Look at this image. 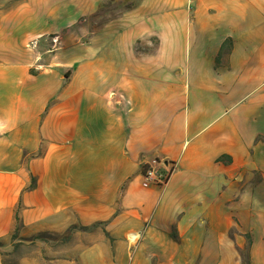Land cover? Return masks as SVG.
I'll return each instance as SVG.
<instances>
[{
  "label": "crops",
  "instance_id": "0c3cea01",
  "mask_svg": "<svg viewBox=\"0 0 264 264\" xmlns=\"http://www.w3.org/2000/svg\"><path fill=\"white\" fill-rule=\"evenodd\" d=\"M130 2L0 0V241L77 225L18 264H264V0Z\"/></svg>",
  "mask_w": 264,
  "mask_h": 264
},
{
  "label": "rangeland",
  "instance_id": "374dc122",
  "mask_svg": "<svg viewBox=\"0 0 264 264\" xmlns=\"http://www.w3.org/2000/svg\"><path fill=\"white\" fill-rule=\"evenodd\" d=\"M132 3L133 0H131ZM130 2V3H131ZM131 3V4H132ZM96 226L92 228L95 233ZM87 229L80 226H72L64 233H39L34 235L22 236V229L14 232L8 239L0 241V264H18V260L23 255L30 256L33 252H52L58 253L60 250L70 248L76 241L75 236L85 233ZM39 239H37V238ZM33 239V243L30 240ZM21 244V247L15 250V245Z\"/></svg>",
  "mask_w": 264,
  "mask_h": 264
},
{
  "label": "built area",
  "instance_id": "2783aa9c",
  "mask_svg": "<svg viewBox=\"0 0 264 264\" xmlns=\"http://www.w3.org/2000/svg\"><path fill=\"white\" fill-rule=\"evenodd\" d=\"M143 177L146 183L152 185H165L169 180L168 175L154 167L147 168L146 173L143 174Z\"/></svg>",
  "mask_w": 264,
  "mask_h": 264
},
{
  "label": "trees",
  "instance_id": "16d2710c",
  "mask_svg": "<svg viewBox=\"0 0 264 264\" xmlns=\"http://www.w3.org/2000/svg\"><path fill=\"white\" fill-rule=\"evenodd\" d=\"M138 1H141V0H136V2H138ZM32 187H33V185H32ZM19 229H20V226L18 225V226L16 227L15 232H18ZM36 238H37V237H36ZM37 239H39V238H37ZM33 242H34L33 239H31V240H30V243H33ZM21 244H23V243H18V244L15 245V250H16V251H17V249H19V248L21 247ZM246 264H250V261H249V260L246 261Z\"/></svg>",
  "mask_w": 264,
  "mask_h": 264
},
{
  "label": "bare ground",
  "instance_id": "6f19581e",
  "mask_svg": "<svg viewBox=\"0 0 264 264\" xmlns=\"http://www.w3.org/2000/svg\"><path fill=\"white\" fill-rule=\"evenodd\" d=\"M144 173H146V169H145Z\"/></svg>",
  "mask_w": 264,
  "mask_h": 264
}]
</instances>
